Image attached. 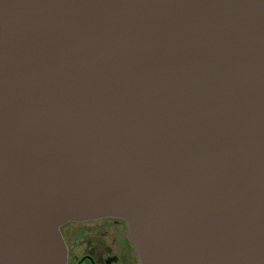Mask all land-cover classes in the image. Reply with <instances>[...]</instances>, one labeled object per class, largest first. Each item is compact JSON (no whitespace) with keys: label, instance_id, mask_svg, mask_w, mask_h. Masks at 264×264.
Wrapping results in <instances>:
<instances>
[{"label":"water","instance_id":"95a60500","mask_svg":"<svg viewBox=\"0 0 264 264\" xmlns=\"http://www.w3.org/2000/svg\"><path fill=\"white\" fill-rule=\"evenodd\" d=\"M106 217L141 264H264V0H0V264Z\"/></svg>","mask_w":264,"mask_h":264},{"label":"flooded vegetation","instance_id":"af4514ba","mask_svg":"<svg viewBox=\"0 0 264 264\" xmlns=\"http://www.w3.org/2000/svg\"><path fill=\"white\" fill-rule=\"evenodd\" d=\"M127 228L126 221L116 217L67 223L61 228L67 264H141Z\"/></svg>","mask_w":264,"mask_h":264}]
</instances>
